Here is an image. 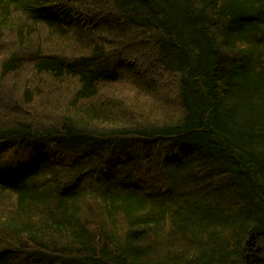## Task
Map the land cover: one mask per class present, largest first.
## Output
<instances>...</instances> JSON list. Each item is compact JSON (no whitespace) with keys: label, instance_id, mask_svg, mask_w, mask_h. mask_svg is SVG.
Wrapping results in <instances>:
<instances>
[{"label":"trees","instance_id":"obj_1","mask_svg":"<svg viewBox=\"0 0 264 264\" xmlns=\"http://www.w3.org/2000/svg\"><path fill=\"white\" fill-rule=\"evenodd\" d=\"M0 264H264V0H0Z\"/></svg>","mask_w":264,"mask_h":264}]
</instances>
